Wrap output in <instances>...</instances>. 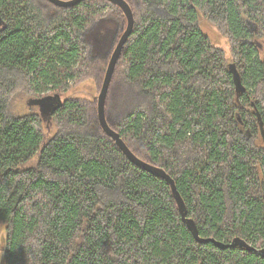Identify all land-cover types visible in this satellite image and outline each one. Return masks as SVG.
<instances>
[{
	"label": "trees",
	"instance_id": "obj_1",
	"mask_svg": "<svg viewBox=\"0 0 264 264\" xmlns=\"http://www.w3.org/2000/svg\"><path fill=\"white\" fill-rule=\"evenodd\" d=\"M127 1L135 26L106 99L110 127L174 178L202 237L264 248V0ZM0 17V264H264L198 242L168 181L105 132L98 98L62 97L84 80L101 90L127 25L118 5L0 0ZM18 90L38 111L14 113ZM56 94L63 104L44 113Z\"/></svg>",
	"mask_w": 264,
	"mask_h": 264
},
{
	"label": "water",
	"instance_id": "obj_2",
	"mask_svg": "<svg viewBox=\"0 0 264 264\" xmlns=\"http://www.w3.org/2000/svg\"><path fill=\"white\" fill-rule=\"evenodd\" d=\"M49 2L59 6V7H73L78 5L84 0H48ZM111 2L112 4L118 5L122 11L124 12L126 19H127V25L123 27V33L121 37L119 38L109 61L107 71H106V76L104 79V83L102 85V88L100 90V94L98 96V110H99V118L101 121V125L105 132L112 137L117 145L121 148V150L126 154V156L130 159L131 162H133L136 166L143 168L144 170L148 171L149 173L166 179L168 183L171 186L174 198L178 204L179 210L182 215L183 222L185 225L188 227V229L192 232L194 235L195 239L200 242V243H207V242H213L216 246L219 248L225 249V248H231V247H241L243 249L249 250V251H256L258 252L262 257H264V248L258 249L245 239L241 237H236L231 243H225L223 241H219L213 237L210 238H205L200 235L197 223L193 218L188 217V210H187V205L185 203L184 198L182 197L176 181L174 178L163 168L158 167L156 165H153L149 162H146L139 158L125 143V141L121 138L120 134L117 133L115 130H113L107 119H106V114H105V105H106V99L108 96L109 88L111 85V81L113 78V75L115 73V69L118 63V60L122 54V51L125 47V44L127 43L129 37L133 33L134 26H135V17H134V12L127 0H107ZM3 21L1 20L0 17V24H2ZM51 97L50 99H54L55 101V107H57V101L60 103V105L63 104V99L60 94H56L55 96H49ZM48 97V98H49ZM47 98V100H48ZM48 106V104H46ZM50 107V106H48ZM52 107L50 108V110ZM52 112V111H51ZM49 112V113H51Z\"/></svg>",
	"mask_w": 264,
	"mask_h": 264
},
{
	"label": "rangeland",
	"instance_id": "obj_3",
	"mask_svg": "<svg viewBox=\"0 0 264 264\" xmlns=\"http://www.w3.org/2000/svg\"><path fill=\"white\" fill-rule=\"evenodd\" d=\"M202 24H203L204 29L209 33V35L212 36L214 44L225 49V52L227 54V58L231 59V53H230L231 44H230L228 38L225 36H222L219 33V31L217 30V28L215 26L211 25L208 21L203 20ZM106 26H107L106 24L100 25L97 27V29L95 31H99V30L104 31L103 28H105ZM110 28H112V29L114 28V22H112V21H111ZM119 31H120V29L118 30V32ZM94 37H97V35H94ZM108 38L117 39L118 34L114 30L113 32H111V36ZM106 39H107V37H106ZM18 91H19L20 96H17V98H15L13 101L14 113L16 115H18V114L27 113L29 111H38V107L33 105L34 99L32 98V96H29L25 93H21L20 90H18ZM99 91L100 90L98 89L96 82L94 80L90 79L87 81L84 80V81L72 86L66 93L62 94V97L64 99L65 98H71V97H77V98H86V99L94 100V99L98 98V96L100 94ZM24 97H25V99H24ZM46 104H48V103H46ZM5 239H6V228L4 226H2L0 228V248L3 247V245L5 243Z\"/></svg>",
	"mask_w": 264,
	"mask_h": 264
},
{
	"label": "flooded vegetation",
	"instance_id": "obj_4",
	"mask_svg": "<svg viewBox=\"0 0 264 264\" xmlns=\"http://www.w3.org/2000/svg\"><path fill=\"white\" fill-rule=\"evenodd\" d=\"M48 106H50L48 109H44V113H48L51 112L54 107H55V101H53L52 99L48 100ZM52 107V109L50 110V108Z\"/></svg>",
	"mask_w": 264,
	"mask_h": 264
},
{
	"label": "bare ground",
	"instance_id": "obj_5",
	"mask_svg": "<svg viewBox=\"0 0 264 264\" xmlns=\"http://www.w3.org/2000/svg\"><path fill=\"white\" fill-rule=\"evenodd\" d=\"M237 82V81H236Z\"/></svg>",
	"mask_w": 264,
	"mask_h": 264
}]
</instances>
